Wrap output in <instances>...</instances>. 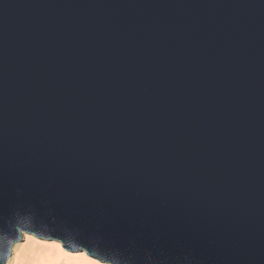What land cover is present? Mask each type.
Wrapping results in <instances>:
<instances>
[{"label":"water","instance_id":"obj_1","mask_svg":"<svg viewBox=\"0 0 264 264\" xmlns=\"http://www.w3.org/2000/svg\"><path fill=\"white\" fill-rule=\"evenodd\" d=\"M117 264H264V0H0V228Z\"/></svg>","mask_w":264,"mask_h":264},{"label":"clouds","instance_id":"obj_2","mask_svg":"<svg viewBox=\"0 0 264 264\" xmlns=\"http://www.w3.org/2000/svg\"><path fill=\"white\" fill-rule=\"evenodd\" d=\"M0 264H117L96 249L40 227L31 216L0 228Z\"/></svg>","mask_w":264,"mask_h":264}]
</instances>
